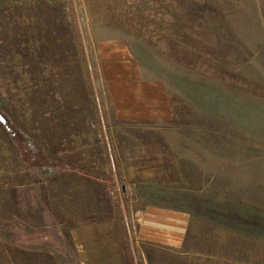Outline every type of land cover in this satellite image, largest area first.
Listing matches in <instances>:
<instances>
[{"label":"rangeland","instance_id":"1","mask_svg":"<svg viewBox=\"0 0 264 264\" xmlns=\"http://www.w3.org/2000/svg\"><path fill=\"white\" fill-rule=\"evenodd\" d=\"M149 206L182 246L125 264H264V0H0V264Z\"/></svg>","mask_w":264,"mask_h":264},{"label":"crops","instance_id":"2","mask_svg":"<svg viewBox=\"0 0 264 264\" xmlns=\"http://www.w3.org/2000/svg\"><path fill=\"white\" fill-rule=\"evenodd\" d=\"M86 177L91 175L80 172ZM106 183L107 190L110 185L106 178L92 177ZM111 193V191L109 190ZM136 222L131 229V234L125 228V224L114 223L110 220L95 226H85L83 231L89 232L90 241L78 242L86 261H99L108 264H125V254L129 250L140 252V245L167 247L178 249L182 246L183 237L189 226L188 216L181 211H173L167 208L149 206L136 213ZM99 226L98 231L95 227ZM104 227V228H103ZM125 230V231H123ZM94 232V233H92ZM77 233L71 232V240H75ZM120 239V240H119ZM94 257V258H92Z\"/></svg>","mask_w":264,"mask_h":264}]
</instances>
